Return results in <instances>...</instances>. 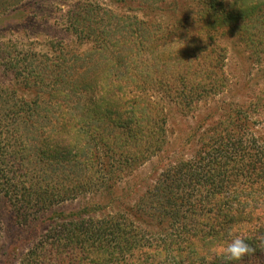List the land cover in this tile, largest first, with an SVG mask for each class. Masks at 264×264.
I'll list each match as a JSON object with an SVG mask.
<instances>
[{
  "label": "trees",
  "instance_id": "trees-1",
  "mask_svg": "<svg viewBox=\"0 0 264 264\" xmlns=\"http://www.w3.org/2000/svg\"><path fill=\"white\" fill-rule=\"evenodd\" d=\"M24 1L0 0V14ZM240 1L245 8L197 0L155 22L78 1L65 30L91 43L83 57L63 44L52 65L0 50V68L33 92L0 85V194L30 243L18 264H264V124L249 126L264 122V91L249 102L262 116L231 103L197 152L169 157L133 204L122 195L130 174L163 151L170 103L191 112L228 87L216 42L246 20L231 11ZM252 8L261 24L239 41L264 56V4ZM151 51L142 65L152 58L161 68L138 75L136 59ZM80 197L88 200L61 206ZM236 236L254 251L229 262L222 246Z\"/></svg>",
  "mask_w": 264,
  "mask_h": 264
},
{
  "label": "rangeland",
  "instance_id": "rangeland-1",
  "mask_svg": "<svg viewBox=\"0 0 264 264\" xmlns=\"http://www.w3.org/2000/svg\"><path fill=\"white\" fill-rule=\"evenodd\" d=\"M78 1L96 2L100 6L108 7L113 13L136 14L142 19L155 22L165 19L174 20L182 10L183 12H191L188 7L196 8L197 0H155V2H153L154 0H123V2L121 0H26L8 12L0 14V50L10 51V48H13L14 51L12 52L15 54L10 56L11 59L13 56L20 59L23 56L21 52L28 53L26 55L27 61L31 60L30 57L33 56L30 53L34 52L36 55L40 54L36 57V62L43 61L45 63L47 61L48 65H52L56 59L60 61L55 54L62 49L60 44H63L64 49L78 54L82 53L83 57L90 49L91 43L80 42L75 39L71 31L65 30L68 14L75 9ZM246 1L245 8H240L239 5L242 3L240 1L231 10L235 15L245 14L246 20L232 28L231 26L225 28L226 33L221 38L220 35H217L219 37L218 42H216L218 47L226 48L224 64H226L225 71L230 82L228 87L219 91L220 94H217L208 103L199 101L194 104L196 107L191 112L184 110L182 113L180 105L166 102L170 103L167 107L169 113L167 117V143L160 154L152 157L138 170L130 174L127 181L132 182L134 187L131 188L130 192L126 190L128 187L123 191L122 195L127 196L124 199L125 202L134 203L143 193L145 186L151 184L158 177L162 168L166 167L169 157V162H171L174 159L171 156H179V154L191 156L197 152L202 141L201 134L208 129L211 130L219 120L224 118V114H230L229 106L231 103H248L249 105L244 110H253L255 114H252L251 118L262 116V114L255 112L257 110L253 108L255 104L249 102L264 91V56L257 55L258 47L251 45L247 48L245 43L239 41V37L241 34H243L242 37H246L247 34L244 33L247 30L250 33L257 32V27L261 24L260 15L262 11L258 13L252 7L264 4V0ZM149 8L153 9L150 10ZM231 22H233L232 18L228 23ZM230 32L238 35L232 36ZM133 44L136 48L137 40H134ZM158 48H162L161 44L158 45ZM136 51H139L138 48ZM156 54V51H151L150 54L140 53L136 59L137 66L134 67V71L139 75L143 68L153 67L156 69L158 66L161 68L162 64L159 65V62L152 60V58L149 62H145V65H142L144 60L148 57H154ZM7 56L6 58H8ZM98 58L99 56L95 55L94 59ZM70 62L71 60L68 61V63ZM3 67L0 68V85L16 87L19 89V94L28 98L32 97L33 92L27 91L26 88L22 89L19 82L13 80L10 72H6L7 70ZM235 83L238 85L235 86ZM230 85L235 86L236 90L230 92L228 90ZM263 124L264 122L261 124L257 121L249 122V126L254 128L253 132L261 129ZM192 134L194 135L191 139H188ZM124 184H126V179L122 182V185ZM90 196L92 195H87V197ZM86 200L88 199L80 197L77 200L65 202L61 206L71 210ZM8 209L9 204L0 194V264H18L19 257L30 243L26 239V233L21 230L22 226L11 217ZM22 237L25 239H21Z\"/></svg>",
  "mask_w": 264,
  "mask_h": 264
},
{
  "label": "clouds",
  "instance_id": "clouds-1",
  "mask_svg": "<svg viewBox=\"0 0 264 264\" xmlns=\"http://www.w3.org/2000/svg\"><path fill=\"white\" fill-rule=\"evenodd\" d=\"M200 37L204 38L203 36ZM253 251L254 250L248 245L245 239L239 236L232 238L222 246V253L225 259L229 262L239 261L243 256L250 254Z\"/></svg>",
  "mask_w": 264,
  "mask_h": 264
}]
</instances>
